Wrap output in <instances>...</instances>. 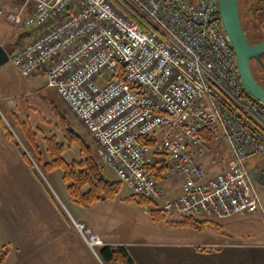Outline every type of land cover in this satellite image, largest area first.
<instances>
[{"label": "built area", "instance_id": "1", "mask_svg": "<svg viewBox=\"0 0 264 264\" xmlns=\"http://www.w3.org/2000/svg\"><path fill=\"white\" fill-rule=\"evenodd\" d=\"M125 1L151 31L108 0L0 7L15 27L36 31L8 61L21 76L43 73L133 194L179 216L264 217L246 165L253 155L264 157V104L243 89L218 1ZM158 172L179 179L176 196H167ZM74 224L92 249L100 243Z\"/></svg>", "mask_w": 264, "mask_h": 264}, {"label": "rangeland", "instance_id": "2", "mask_svg": "<svg viewBox=\"0 0 264 264\" xmlns=\"http://www.w3.org/2000/svg\"><path fill=\"white\" fill-rule=\"evenodd\" d=\"M257 1L258 0H238V9L240 11L242 24L246 30L248 38L253 42H260L264 40V12H259L256 18L255 15L249 11V6L251 4H255ZM15 30L17 33H23L25 29L15 27ZM4 32L8 35L11 30L10 28H0V37L4 34ZM19 44H21V42L18 44L14 43L5 45V48L8 51ZM12 45L13 47H11ZM260 60L263 65L252 58L251 69L257 81L264 84V54L260 56ZM0 112V116L12 130L22 149H26L22 143L23 141H25L26 145L30 148L29 141H26L28 140L27 137L32 145L33 141H31V139L35 137V140L43 150V154H45L44 159H48L49 161V152L44 150V148L47 146L46 143H48L50 136L54 135L55 138L64 146V151L62 152L63 158L67 162H70L72 159L76 160L82 156L79 144L80 139L83 143L91 146L94 157L103 167V176L110 180H118L112 170L98 157L94 141L88 131L68 108L61 97L56 93V91L45 85V79L43 76H21L9 61L0 65ZM25 132L27 135H25ZM30 132L35 134L32 135ZM74 134L76 136H74ZM248 163L249 164L247 166L251 176L256 182L258 195L264 208V185L258 180L261 168L264 171V157L261 155H254ZM36 167L41 175V178L44 180L53 195L52 198L49 194L52 200L54 201L56 199L55 201L63 209L64 207L62 204L64 203L73 216L76 214L71 209L72 206L68 201V197L72 203L82 207H88L93 204L83 206L76 203L70 197L67 190V184L62 178V173L59 168L52 170L44 168L45 171L42 170V172L37 163ZM179 184V179L177 177H173L169 180V182L161 180L160 185L163 189H165V186L170 188L168 190V197H170L178 192ZM132 194V190L128 186L121 183L119 194L114 199L100 202L104 203L102 208V215L104 217H102V220L98 222H96V220H92L93 228L90 226L88 221L87 224L93 230L101 228L104 231L107 230L110 232H113L111 226H118L119 234H114V232L112 234L107 232L105 235L98 233L102 241L99 239L100 243L96 244L95 247H100L101 244L109 243L110 246L121 245L128 249V245L119 244L118 242L110 243L104 239L112 237L114 234L115 239L124 236L133 239L145 238L146 240H154L159 233L162 234V232H159L160 228L165 230L163 238L166 240L176 239L179 240V242L185 243L189 241L199 242L193 248L187 247V249L184 247L183 249L177 250V255L175 256H172L171 252H167V254L161 256V258L164 259H169L171 257H177L181 260L190 259L194 261L193 264H240V262H242V264H249V261L253 262L257 259V253H255L252 250L253 248H251L254 247L256 241L254 242V239L251 238L246 239L243 236H238V233L235 232H238L240 228L243 230L244 226H247L248 229H255L254 232L259 231V233H264V217L261 214L253 218H250L248 215L240 216L241 218L234 220L232 224L235 226L231 229H229L228 224L225 222L227 218L219 219L212 216H192L193 218L203 220L204 224H201L199 229H193L189 226L181 227L182 230H177L181 234L179 237L172 234L174 237L167 238L166 233H169L170 231H167L166 229H170L171 227V224L167 221L178 220L180 216L174 213H166L162 222H153L154 220L152 221L150 216L144 211V208L149 207V212H151L152 207L149 204L141 206L131 198ZM58 204L57 207L60 209ZM155 208L158 207L155 205L153 209ZM91 210L92 207H88L85 208L83 212L91 214ZM129 228L133 230V233L131 232L130 235H127L126 231ZM228 231H231L234 234H228ZM1 236L2 235L0 234V241ZM160 238L161 237H157L158 240H162ZM214 239L217 241L216 243H209V241ZM60 240H63L62 237L58 238V243L56 245L57 248H54V251L52 249H48V244L46 246L41 242V244L33 251H22V256L55 258V264H61L64 260L66 261V264H94L92 260L90 261L89 259H84L79 249L76 245H74V242L73 245H71V242L69 243L65 241L64 243ZM108 240L111 241V238ZM68 241H70V239ZM68 244L71 246L69 247ZM6 248L8 249L6 260H8L11 258L12 253L9 252V247L6 246ZM148 250L154 251L157 249L149 247ZM151 258H156V256L153 255ZM101 262L102 264H105L102 260Z\"/></svg>", "mask_w": 264, "mask_h": 264}, {"label": "crops", "instance_id": "3", "mask_svg": "<svg viewBox=\"0 0 264 264\" xmlns=\"http://www.w3.org/2000/svg\"><path fill=\"white\" fill-rule=\"evenodd\" d=\"M22 3V0H0V7H2L5 11H13ZM30 8L27 7L24 11L23 15L28 14ZM0 28H10V34H4L0 37V46L5 48V45L10 44H21L15 46L13 49H18L22 47L26 42H28L32 36L34 35V30H24L23 33L15 30L14 25L6 18L5 15H0ZM27 32V33H26ZM30 34H29V33ZM33 34V35H32ZM13 47V45L11 46ZM8 53V51H7ZM32 76H43L41 71L34 73ZM45 79V77H44ZM46 85V82H45ZM2 112V111H1ZM0 112V113H1ZM3 113V112H2ZM4 115V114H3ZM254 156V155H253ZM249 157L246 160V165H248V161L253 157ZM263 157V156H262ZM248 167V166H247ZM264 171L261 168V173ZM259 174V175H260ZM259 178V177H258ZM161 177L158 178L159 183L161 184ZM259 180V179H258ZM165 182H169L163 180ZM264 185V178L259 180ZM159 184V185H160ZM169 184V183H168ZM161 186V185H160ZM163 189V187H162ZM166 189V190H165ZM165 190L168 196V190L170 189L168 186H165ZM180 190V185H179ZM178 190V192H179ZM178 192L172 196H176ZM171 196V197H172ZM55 199V198H54ZM56 200V199H55ZM53 201L49 196L47 191L41 185L38 179H36L29 168L27 167L24 160L19 155L17 149L14 145L5 137L3 132L0 130V234L1 241L0 247L6 245L9 247V252L12 253L10 259L6 260V264H55V258H40L35 256H22V251L26 252V250L33 251L37 246L44 243L46 246L48 244V249L57 248L56 245L58 243V238L62 237L63 241L71 242L81 252L84 259H89L94 264H102L101 258L98 255L99 246L94 247L92 249L85 239L83 238L80 231L75 226V222L83 223L87 229L90 230L91 233L98 235L99 239L102 241L100 235L98 233H102L103 235L109 233H113L117 235L119 234L118 226H111L113 232L97 229L93 230L92 228V220H96V222L101 221L102 217V208L104 203H100L102 201L94 202L92 205L88 207H92V213H84L83 210L88 207H82L79 205H75L72 203L70 198L68 197V201L72 206V211H74L75 216L68 210V207L63 203L62 206L64 209L56 202ZM59 205L60 209L57 207ZM145 211V208H144ZM150 216V212H146ZM260 212H255L251 214H247L250 218L255 216H259ZM247 215H239L232 218H227L225 221L228 224L229 229L234 227L232 224L234 220L241 218L240 216ZM262 215V214H261ZM80 219H79V218ZM181 217V216H180ZM153 222L160 221L164 219L155 220L151 216ZM86 220V221H84ZM180 220V218L178 219ZM167 221L171 224L170 229H166L170 231L166 233L167 238H171L174 236L179 237L181 235L179 231L182 230L181 227L183 225H177L176 221ZM87 221L90 223V227L87 224ZM204 224V222L202 223ZM201 226V224H200ZM97 227V226H96ZM179 228V229H178ZM192 228V227H191ZM199 229V228H193ZM123 231V230H120ZM255 229H248L247 226H244V229L240 228L238 230V236H243L246 239L251 238L254 239V247L252 250L257 253V259L253 262L249 261V264H264V233L257 231L254 232ZM127 235L132 232L130 228L127 229ZM158 236L153 240H146L145 238L133 239L128 237H119L114 238V234L112 235L111 241L109 238H105L104 240L110 243H116L128 245L129 252L131 256L135 259L137 264H193V260H181L177 257H171L169 259L161 258L167 252H171L172 256L177 255V250L183 249L184 247L193 248L199 242H179V240H166L163 238V234L165 233L164 229L159 228ZM173 232V233H171ZM174 236H173V235ZM228 234H234L231 231H228ZM121 235V234H120ZM165 236V235H164ZM157 237H161L158 240ZM166 237V236H165ZM181 238V237H180ZM52 239V240H51ZM70 239V241H68ZM115 241V242H113ZM217 241L211 240L209 243H216ZM109 243H104L102 245H108ZM71 245L68 244L70 247ZM110 245V244H109ZM156 248L157 250L149 251L148 248ZM188 249V248H187ZM190 250V249H189ZM32 255V254H31ZM153 255L156 258H151ZM261 255V256H260ZM51 259V260H49ZM232 262V261H231ZM61 264H66V261ZM229 264V263H228ZM242 264V262H240Z\"/></svg>", "mask_w": 264, "mask_h": 264}, {"label": "trees", "instance_id": "4", "mask_svg": "<svg viewBox=\"0 0 264 264\" xmlns=\"http://www.w3.org/2000/svg\"><path fill=\"white\" fill-rule=\"evenodd\" d=\"M108 1L113 4L116 10L123 13L129 19L135 21L138 26L141 27L144 31L149 32L153 29L152 25L146 20V18L135 8L129 5L125 0ZM263 1L264 0H258L257 2H255V4H251L249 6V11H251L256 18ZM38 30L42 31L44 29L38 28ZM35 32L36 31L34 30V33ZM14 50L15 49H10L8 50V52L11 53ZM261 85L264 87V84ZM0 130L3 132L5 137L14 145L32 175L39 180V182L44 186L47 193L50 194L52 198L53 195L48 189L44 180L41 178V175L37 170L36 163L41 171H45L44 168H47L48 170L59 168L62 173V178L67 184V190L70 197L80 205L88 206L94 202L111 200L119 194L121 182L119 180H110L103 176V167L94 157L91 146L83 143L82 140L79 139V144L81 147L80 151L82 152V156L79 159H72L70 162H67L62 156V152L64 151L63 144L58 141L54 135H51L48 139V143H46V149L44 148V150L49 152L50 160L48 161V159H44L45 154H43V150L35 140V137L31 139V141H33L32 145L29 138L26 136L28 139L26 141H29L30 148L26 145L25 141H21L26 148L22 149L19 142L16 140L12 130L7 126L1 116ZM30 134L34 135L35 133L30 132ZM25 135H27L26 132ZM74 136L76 135L74 134ZM143 141H146V139H143ZM153 141L154 138L148 140L149 143ZM160 174V172L156 173V177L160 178ZM131 198L141 206L144 204H149L152 207V211L149 214L153 219L158 220L165 217V212H163L159 208L153 209V207L157 205V203L152 199L135 194H132ZM176 222L177 225L199 228L200 224H202L204 221L193 218L192 216L181 215L180 220ZM7 254L8 249L6 248V246H1L0 264H5ZM98 255L105 264H137L128 249L125 246L121 245H102L100 246V248H98Z\"/></svg>", "mask_w": 264, "mask_h": 264}, {"label": "water", "instance_id": "5", "mask_svg": "<svg viewBox=\"0 0 264 264\" xmlns=\"http://www.w3.org/2000/svg\"><path fill=\"white\" fill-rule=\"evenodd\" d=\"M217 1L223 29L231 43L237 74L243 89L252 98L264 104V87L253 76L250 62L254 58L261 63L260 56L264 54V40L255 44L247 40L239 16L238 0ZM7 61L8 53L4 47L0 46V65Z\"/></svg>", "mask_w": 264, "mask_h": 264}, {"label": "flooded vegetation", "instance_id": "6", "mask_svg": "<svg viewBox=\"0 0 264 264\" xmlns=\"http://www.w3.org/2000/svg\"><path fill=\"white\" fill-rule=\"evenodd\" d=\"M263 6H264V1H263L262 5H261V7H260V11H259V12H261V13L264 12ZM239 16H240V20H241L240 11H239ZM249 20H250V19H249ZM241 24H242V21H241ZM242 28H243V31H244V33H245V36H246L247 40H248L251 44L258 43V42H253V41H251V40L248 38V35H247V33H246V30H245L243 24H242ZM251 60H252V59H251ZM250 62H251V61H250Z\"/></svg>", "mask_w": 264, "mask_h": 264}]
</instances>
